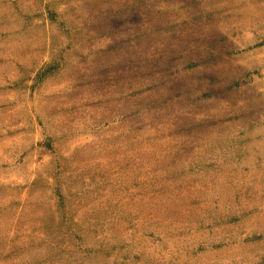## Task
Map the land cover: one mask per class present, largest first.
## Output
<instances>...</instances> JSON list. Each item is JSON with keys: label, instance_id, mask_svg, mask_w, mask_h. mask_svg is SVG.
Here are the masks:
<instances>
[{"label": "rangeland", "instance_id": "obj_1", "mask_svg": "<svg viewBox=\"0 0 264 264\" xmlns=\"http://www.w3.org/2000/svg\"><path fill=\"white\" fill-rule=\"evenodd\" d=\"M0 264H264V0H0Z\"/></svg>", "mask_w": 264, "mask_h": 264}]
</instances>
